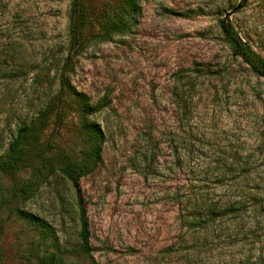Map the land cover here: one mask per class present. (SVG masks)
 I'll return each instance as SVG.
<instances>
[{
	"label": "rangeland",
	"instance_id": "rangeland-1",
	"mask_svg": "<svg viewBox=\"0 0 264 264\" xmlns=\"http://www.w3.org/2000/svg\"><path fill=\"white\" fill-rule=\"evenodd\" d=\"M83 1L90 42L70 80L99 107L90 120L105 134L102 160L81 191L60 170L62 153L81 161L94 144L68 97L34 164L0 172V264H264V78L221 28L229 16L264 57V0H136L129 31L106 41L97 36L126 0ZM71 3L0 0V161L59 90ZM43 163L52 170L40 177Z\"/></svg>",
	"mask_w": 264,
	"mask_h": 264
},
{
	"label": "trees",
	"instance_id": "trees-1",
	"mask_svg": "<svg viewBox=\"0 0 264 264\" xmlns=\"http://www.w3.org/2000/svg\"><path fill=\"white\" fill-rule=\"evenodd\" d=\"M136 7V0H126L125 10L121 14L115 12L112 15H108L105 20L106 28L104 32L98 34L97 37L102 41H106L111 39L113 35L123 34L129 31L131 27L130 20H133V13L135 12ZM126 15H129L128 21L125 19ZM88 19L84 1L72 0L69 24V53L59 75V90L54 96L49 98L43 110L40 111L35 119L18 128L16 136L9 146L7 155L0 161V172H9L15 175L22 168L34 164L36 156L39 155L38 152L35 153L34 151L38 148V145L41 142L43 132L47 129L51 119H54L56 127L62 125L64 120V106L66 105L67 98L71 96L74 98L78 106L83 127L86 132L94 138V144L89 149H84L82 151L81 161L72 160L68 154L62 153V165L59 168L73 185L81 191V178L92 173L99 162H101L105 134L99 124L90 120V116L98 110L99 107L92 103L87 94L77 91V89L71 84L70 80V71L72 70L74 58L79 55L90 42V38H87L84 34ZM221 28L232 44L233 53L240 57L257 76L264 78V57L239 34L229 16L221 19ZM46 144L44 150L51 149L54 146V143L50 138H48ZM44 150L39 152L43 153ZM27 156L29 157L27 158ZM47 168L49 169L50 167L43 163L42 167H39L37 175L41 177L45 174V171L48 170ZM49 170L52 169L50 168ZM32 187V183L22 186L20 189V196L27 198L32 191ZM238 203L243 204L242 201H239ZM204 206L206 207L207 216L210 217V215L214 213V207L208 204H205ZM80 212V250L85 254H90L92 250L90 243V222L87 216V211L82 203ZM25 216L29 220L43 227H47L46 225H48L43 219L32 213H27ZM201 222L195 223L196 226L203 227V225H200ZM42 264L65 263L61 258L54 255L45 259ZM91 264L98 263L92 258Z\"/></svg>",
	"mask_w": 264,
	"mask_h": 264
}]
</instances>
